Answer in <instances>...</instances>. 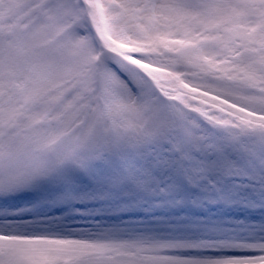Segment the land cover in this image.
<instances>
[{
    "label": "snow or ice",
    "instance_id": "obj_1",
    "mask_svg": "<svg viewBox=\"0 0 264 264\" xmlns=\"http://www.w3.org/2000/svg\"><path fill=\"white\" fill-rule=\"evenodd\" d=\"M0 264H264V0H0Z\"/></svg>",
    "mask_w": 264,
    "mask_h": 264
}]
</instances>
